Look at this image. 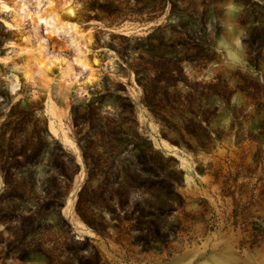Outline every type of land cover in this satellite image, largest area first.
<instances>
[{
	"label": "rangeland",
	"instance_id": "1",
	"mask_svg": "<svg viewBox=\"0 0 264 264\" xmlns=\"http://www.w3.org/2000/svg\"><path fill=\"white\" fill-rule=\"evenodd\" d=\"M0 264H264V0H0Z\"/></svg>",
	"mask_w": 264,
	"mask_h": 264
}]
</instances>
